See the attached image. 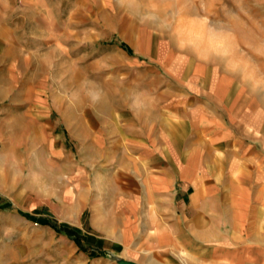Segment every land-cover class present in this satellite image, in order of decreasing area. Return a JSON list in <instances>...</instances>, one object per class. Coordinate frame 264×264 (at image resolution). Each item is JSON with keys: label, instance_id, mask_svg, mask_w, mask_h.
<instances>
[{"label": "rangeland", "instance_id": "rangeland-1", "mask_svg": "<svg viewBox=\"0 0 264 264\" xmlns=\"http://www.w3.org/2000/svg\"><path fill=\"white\" fill-rule=\"evenodd\" d=\"M186 93L264 134V0H0V264H166L104 152Z\"/></svg>", "mask_w": 264, "mask_h": 264}, {"label": "crops", "instance_id": "crops-1", "mask_svg": "<svg viewBox=\"0 0 264 264\" xmlns=\"http://www.w3.org/2000/svg\"><path fill=\"white\" fill-rule=\"evenodd\" d=\"M185 95L114 125L104 155L130 166L136 197L154 206L166 264H264V134L233 131L216 102Z\"/></svg>", "mask_w": 264, "mask_h": 264}, {"label": "clouds", "instance_id": "clouds-1", "mask_svg": "<svg viewBox=\"0 0 264 264\" xmlns=\"http://www.w3.org/2000/svg\"><path fill=\"white\" fill-rule=\"evenodd\" d=\"M210 41H214V42H215V45H214V47H213V50H214V51L217 50L218 48L222 47V42L219 41V40H217L216 37H211V38H210Z\"/></svg>", "mask_w": 264, "mask_h": 264}, {"label": "trees", "instance_id": "trees-1", "mask_svg": "<svg viewBox=\"0 0 264 264\" xmlns=\"http://www.w3.org/2000/svg\"><path fill=\"white\" fill-rule=\"evenodd\" d=\"M43 224L49 225L54 230H57V226L55 224H51V223H43Z\"/></svg>", "mask_w": 264, "mask_h": 264}]
</instances>
